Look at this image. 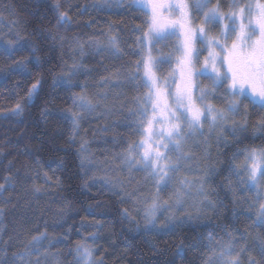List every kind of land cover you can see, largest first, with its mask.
<instances>
[{
    "label": "trees",
    "instance_id": "trees-1",
    "mask_svg": "<svg viewBox=\"0 0 264 264\" xmlns=\"http://www.w3.org/2000/svg\"><path fill=\"white\" fill-rule=\"evenodd\" d=\"M228 3L223 0L225 10ZM60 12L67 13L69 23L57 25ZM145 19L129 6V0H0V71L29 57L27 75L7 71V79H0V184L6 185L0 190L3 264H13V253L25 250L40 233L48 237L41 252L59 254L49 264H71L69 250L77 243L95 249L94 257L103 264H207L219 252L217 242L230 238L227 234L236 239L237 249L264 239V228L253 225L257 209L250 210L248 202L234 203L252 193L238 191L239 178L230 172L243 160V155L233 156L237 150L264 147V130L255 128L259 110L249 109L247 129L237 138L225 134L227 145H217L213 135L208 159L187 148L195 158L190 161L193 170L183 173L196 179L205 176L208 165L216 168L204 183L214 210L197 197L196 205L187 204L177 213L191 214V222L166 234L145 231L137 205L151 188L149 182L131 178L119 185L122 154L142 137L143 125L133 113L138 108L135 98L147 89L129 82L126 74L143 57L145 47L137 45V37L147 29ZM137 27L140 30L134 31ZM113 36L119 55L97 51L89 43L106 46ZM16 39L28 43L9 57L4 45ZM174 42L175 37L149 43L153 57L171 54V62L161 64L156 73L161 79L175 67ZM74 65L80 70L71 77L73 86L54 82ZM37 79V92L26 100L28 88ZM73 94L99 103L79 120L74 137L72 121L66 119L69 109L79 111L73 107ZM210 102L221 106L220 100ZM17 103L23 109L21 115L4 118ZM37 188L40 192L34 195ZM161 218L157 223L164 215ZM49 241H53L51 247ZM249 253L256 256L251 248ZM249 253L242 257L245 264Z\"/></svg>",
    "mask_w": 264,
    "mask_h": 264
},
{
    "label": "snow or ice",
    "instance_id": "snow-or-ice-1",
    "mask_svg": "<svg viewBox=\"0 0 264 264\" xmlns=\"http://www.w3.org/2000/svg\"><path fill=\"white\" fill-rule=\"evenodd\" d=\"M109 2L104 0V3ZM222 5L223 0H129V6L146 17L144 24L147 29L142 37H137V45L142 47L145 40L154 45L175 37L173 51L177 54L175 67L163 79L156 73L161 64L171 62V54L157 58L151 56V49L148 55L135 62V69L126 74L129 82L136 81L137 86L147 89L143 96L135 98L138 108L133 113L139 116L138 123L144 126L145 135L139 143L129 144L122 154L121 163V167H126L130 173L143 172L145 182H154L157 189L144 208L145 231L166 234L191 222V214L177 215L189 196L203 197L202 203L215 209L204 189L207 175L216 171L213 165L207 166L204 177L179 179L178 187L168 199L160 197V192L169 186L181 168L193 170L187 162L195 157L190 151H185L186 146L198 148L202 144L208 145L213 135L217 145H227L229 141L225 134L237 138L247 129L249 109L259 110L255 128L264 130V0H229L226 10ZM197 19L200 21L198 24ZM69 20L67 13L60 12L57 25L69 23ZM214 28L216 31L213 33ZM133 30L139 31L140 27ZM26 43L20 39L8 41L4 51L10 57ZM89 43L95 44L97 51H108L111 55L121 52L114 36L109 37L106 46H100L96 41ZM202 52L206 54L201 59ZM28 63L29 57L13 61L7 70L0 71V79H7V71H20L27 75ZM79 70L80 67L74 65L69 73L62 74L54 82L73 86L71 77ZM177 71L179 79L176 78ZM202 81L207 83L202 85ZM39 84V79L31 84L26 100L32 99ZM211 100H220L221 106H216ZM72 103L79 111L71 112L69 109L71 115L66 119L72 121L74 137L79 129V120L99 107V103L94 104L77 94H73ZM22 111L17 103L4 118L7 115L19 116ZM239 155H243V160L234 164L230 172L239 178L237 190H247L252 195L234 203L248 202L250 210L257 209L253 225L264 228V147L237 150L233 154L234 157ZM209 156L205 147L204 158ZM5 187V184H0V190ZM39 192L40 189H35L34 195ZM161 215L165 218L157 223ZM227 235L230 237L227 241L217 242L215 247L219 252H214L207 264H245L242 257L249 253V248L256 256L249 253L246 264H264V239L259 244L253 242L237 249L236 239L231 234ZM47 238L46 233L33 236L25 250L13 253V264H49L50 258L59 254L46 250L41 252L42 242ZM95 238L92 237L93 240ZM240 239L245 237L241 235ZM52 243L49 241V247ZM94 251L84 243H77L69 250L73 254L71 264H103L102 259L94 257Z\"/></svg>",
    "mask_w": 264,
    "mask_h": 264
},
{
    "label": "rangeland",
    "instance_id": "rangeland-1",
    "mask_svg": "<svg viewBox=\"0 0 264 264\" xmlns=\"http://www.w3.org/2000/svg\"><path fill=\"white\" fill-rule=\"evenodd\" d=\"M200 21L197 19L196 20V23L198 24ZM216 31V29L214 28V29H212V32L214 33ZM150 44H149V42H148V40H146L145 42H144V47H145V49H144V52H143V56H145V55H148V53H149V49H150ZM206 54V52H202L201 53V59L203 58V56ZM151 56H152V53H151ZM197 67H199V65H197ZM176 78L177 79H179V72L177 71V74H176ZM172 88H173V90L175 89V84H173V86H172ZM150 114V113H149ZM146 120H145V124H146ZM144 127V126H143ZM157 127V129H159V125H157L156 126ZM143 129V128H142ZM145 135V133H144V131L142 130V136H144ZM142 138V137H141ZM141 138H140V140H141ZM199 139H201L202 140V138H199ZM140 140H139V142H140ZM138 142V143H139ZM205 147H207V149H208V151H209V153H210V145L208 144V145H201V147H191V145H189V146H186V148H185V151H188V149L190 150V148L192 149V151H195V152H197V153H199L200 152V154H203L204 153V148ZM188 148V149H187ZM169 155H173V158H174V154H172V153H170ZM188 164H190V162H187ZM191 165V164H190ZM182 170H184V168H181L176 174H175V176H174V179H173V181H171L170 182V184H169V186L167 187V188H165L163 191H161L160 192V197H161V199H164V200H166V199H168L169 198V195L170 194H172L173 192H174V190H175V188L176 187H178V183H177V181L179 180V179H183V178H188V179H190V180H192V177L191 176H188L186 173H183L182 172ZM186 172H188V171H186ZM119 178L117 179V181H118V183H119V185L120 186H122L123 184H125V182H126V180H128V179H131V178H137V181H139V183H143V182H145V180H144V173L143 172H129V170L126 168V167H121L120 166V169H119ZM180 173H183L182 174V176L181 177H179L180 176ZM149 184H150V189H148V193H146L145 192V194L144 195H142V199H141V201H140V204H138L137 205V207L140 209V206H141V210H142V215H143V213H144V208L147 206V204H149L150 202H151V198H152V196L156 193V191H157V189H156V187H155V184H154V182H149ZM132 189H133V187H132ZM192 191H193V193L195 192V187H193L192 188ZM198 196H195V195H193V196H189V197H186L185 198V204H184V206L186 207V205L187 204H189V205H196V203L198 202V199H196ZM184 208V207H183ZM182 208V209H183ZM161 216H163V215H161ZM161 216H160V218H159V220L158 221H161ZM87 245V244H86ZM90 247V246H89Z\"/></svg>",
    "mask_w": 264,
    "mask_h": 264
}]
</instances>
